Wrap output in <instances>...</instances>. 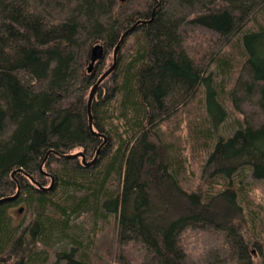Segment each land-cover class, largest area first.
I'll return each mask as SVG.
<instances>
[{"label":"trees","instance_id":"obj_1","mask_svg":"<svg viewBox=\"0 0 264 264\" xmlns=\"http://www.w3.org/2000/svg\"><path fill=\"white\" fill-rule=\"evenodd\" d=\"M140 20L151 21L126 37L92 104L104 144L89 127L90 92ZM187 24L212 37L188 44ZM98 44L105 58L89 73ZM202 93L211 123L193 134L209 150L212 192L183 186L185 159L161 135ZM226 98L244 119L228 137L218 134ZM101 146L89 167L54 153L91 161ZM249 173L264 188V0H0V199L21 186L0 203L1 263L131 264L132 247L139 264H189L190 230L223 240L228 264H264L246 227ZM84 214L89 227H72Z\"/></svg>","mask_w":264,"mask_h":264},{"label":"rangeland","instance_id":"obj_2","mask_svg":"<svg viewBox=\"0 0 264 264\" xmlns=\"http://www.w3.org/2000/svg\"><path fill=\"white\" fill-rule=\"evenodd\" d=\"M183 30L191 39L188 40V44H191L190 41H195L193 42V46H195L196 43H200L201 40L205 41L206 38L212 37L211 32L207 29L191 24L185 25ZM208 46L209 42H204L203 47ZM193 50V52L196 51L199 55H204L206 53V51H203L200 46H197L196 49L193 48ZM112 53L109 55L107 66L113 63ZM224 109L226 111V116L223 120L224 122L219 125L218 134L228 137L234 134L244 119L242 115L234 110L233 104L228 98L224 101ZM176 115L177 116L171 119L168 124L163 126V132H161V135L164 144L172 143V149H169L179 153L181 155V160L185 159L184 172L182 175V177H184L183 186L188 188L190 191L204 189L205 191L208 190L209 192H212L214 191V185H210L209 182L207 183L209 177L206 179L203 178V180L201 174L202 168L208 159L209 150L208 148L202 149L199 144L197 145L198 141L195 140L193 134V131H195L194 128H196L197 124L198 127H200L204 126L203 124L208 126L211 123V117L207 112L205 95L202 93L199 98L187 108H180L179 114L177 113ZM198 143H200V141ZM99 149L101 150V147ZM77 151L78 150H75L74 152ZM243 181L245 186L251 190V202L249 207L246 206L247 212H245L247 220H249L246 227H251L250 233L252 237L262 242L261 245L264 246V213L261 214V211L264 212V188L255 179L252 173H249L248 177H246ZM50 184L49 179L48 185L50 186ZM215 188L219 189V186H215ZM18 218L20 219L21 217ZM255 219H259L257 227L253 222ZM92 220L93 219L89 214H84L83 216L72 219L71 226L82 231L89 227ZM223 242V240H219L210 232L188 230L182 235V246L185 248L187 253V263L228 264V257L221 250ZM55 248H59V246H55ZM134 250L136 249L128 247L127 256L129 257L131 264H139L141 262L140 255ZM250 250L252 251V259L258 263L260 261V255H258L257 248L254 247V243L250 245ZM78 257L79 254L77 252L73 254V259L77 260L79 259ZM55 264H66V261L62 258L58 261V263L55 262Z\"/></svg>","mask_w":264,"mask_h":264},{"label":"water","instance_id":"obj_3","mask_svg":"<svg viewBox=\"0 0 264 264\" xmlns=\"http://www.w3.org/2000/svg\"><path fill=\"white\" fill-rule=\"evenodd\" d=\"M122 1H124V0H122ZM153 17H154V13H153ZM153 17H152V19H153ZM150 21L151 20H140L137 23H135L129 30H127L122 35L119 43L117 44V46L114 50L112 65L101 75V77L98 79L96 84L91 89L89 100H88L89 127L95 135L101 136L105 139L104 144L107 142L105 135L99 134L98 132H95L94 126H93L92 104H93V101L96 97L98 87L106 78H108L117 69L119 51H120L126 37L128 35H130L139 25L144 24V23H149ZM104 58H105V51H104L103 45L98 44V45L94 46L92 49V52H91V63L89 65L88 72L92 73L94 71L96 65L99 62H101ZM104 144L102 146H104ZM102 146H101V148H102ZM99 153H100V149L97 151L96 157L92 161H87V157L85 156L84 152L71 153V154H67V155H62V154H59L58 152H55V155H57L58 157L64 158V159L81 158L82 164L89 167V166H92L96 162ZM41 170L43 171V165L41 166ZM22 171H23V169H19V170L13 172L12 176L14 177L17 172H22ZM46 174L49 175L48 173H46ZM31 179L33 181V184H35L39 188H43V186L40 185L37 181H35L33 178H31ZM51 179H52L51 185L47 188H43L44 190H50L54 186L55 179L53 177H51ZM20 191H21V189H20V187H18V191L15 195L0 199V203L17 199V197L20 195ZM20 212L23 213V209H21ZM0 264H4V263L0 262Z\"/></svg>","mask_w":264,"mask_h":264},{"label":"bare ground","instance_id":"obj_4","mask_svg":"<svg viewBox=\"0 0 264 264\" xmlns=\"http://www.w3.org/2000/svg\"><path fill=\"white\" fill-rule=\"evenodd\" d=\"M154 13H155V12H154ZM152 16H153V15H152ZM114 72H115V71H114ZM114 72H113V73H114ZM113 73H112V74H113ZM112 74H111V75H112ZM111 75H110V76H111ZM100 77H101V76H100ZM106 79H107V78H106ZM54 153H55V152H54ZM20 187H21V186H20ZM8 202H9V201H8Z\"/></svg>","mask_w":264,"mask_h":264}]
</instances>
